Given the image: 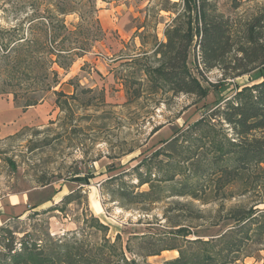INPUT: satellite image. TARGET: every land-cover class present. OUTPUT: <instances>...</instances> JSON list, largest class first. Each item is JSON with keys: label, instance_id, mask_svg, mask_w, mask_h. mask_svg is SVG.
Wrapping results in <instances>:
<instances>
[{"label": "rangeland", "instance_id": "1", "mask_svg": "<svg viewBox=\"0 0 264 264\" xmlns=\"http://www.w3.org/2000/svg\"><path fill=\"white\" fill-rule=\"evenodd\" d=\"M196 2L210 17L223 15L241 25L264 0ZM32 10L51 20H63L67 29L76 30L87 51L73 50L72 64L57 69L59 83L52 90L74 96L68 100L70 116L56 106L53 93L37 94L44 98L34 106L42 113V123L35 115V122L15 135L0 137V234L1 228L8 227L15 248L25 233L30 234V241L44 243L46 238L78 231L90 217L108 226L107 237L121 236L123 246L132 238L129 245L135 253L141 245L133 236L147 235L163 248L181 246L184 240L177 230L190 232L187 240L207 239L227 226L218 216L251 203L249 195L214 196L211 200H216L207 204L174 196L171 186L181 182V177L164 179L160 168H166L167 157L163 154L150 162V179L156 186L153 194L140 197L139 193L151 190L149 184L139 185L135 167L176 132H184L237 90L259 81L262 69L236 78H226L218 67L207 70L195 39L187 64L200 84L210 88L209 94L199 100L173 94L167 86L154 91L144 72L158 66L160 56L155 50L166 42L164 32L176 12H182V0H0V25L8 29L20 21L14 18L23 19ZM58 10L74 11L62 15ZM125 82L135 91V99L128 97ZM0 98L18 107L24 102L19 97L16 104L11 93ZM178 144L188 146L183 140ZM140 171L145 173L144 168ZM70 194L71 202L63 204ZM22 195L28 197L24 214L7 216L4 211L11 204L10 197ZM156 196L160 200L155 201ZM251 255L245 264H264L263 252L255 248ZM177 256L176 250H165L149 257L147 263L161 264Z\"/></svg>", "mask_w": 264, "mask_h": 264}, {"label": "trees", "instance_id": "2", "mask_svg": "<svg viewBox=\"0 0 264 264\" xmlns=\"http://www.w3.org/2000/svg\"><path fill=\"white\" fill-rule=\"evenodd\" d=\"M182 1V12H176L164 32L166 42L155 50L160 56L158 66L144 72L154 91L158 86H167L173 94L193 95L199 100L209 94L210 88L200 84L187 64L195 39L205 69L218 67L226 78L262 69L261 78L237 90L222 105L184 132H176L148 159L140 161L134 169L139 185L149 184L151 191L139 196L153 194L156 186L150 179V162L163 154L167 157L166 168H160L164 179L181 177V182L171 186L174 196L207 204L249 195L251 203L229 208L218 216L227 226L207 239L197 236L187 240L190 232L181 228L176 234L184 244L163 248L147 235L133 236L141 245L137 253L129 245L132 238L123 246L121 236L107 237L108 226L95 217L83 220L78 231L46 238L44 243L30 241V234L25 233L19 248H15L13 233L4 227L0 234V264H149V257L165 250H176L178 256L161 264H245L255 248L264 253V3L256 5L239 25L223 15L210 17L196 0ZM58 11L66 15L74 10ZM31 13L26 12L23 19L14 18L20 21L8 29L0 25V94H13L16 104L20 97L24 101L21 108L26 111L43 102V96L35 95L51 92L56 96V106L70 116L72 105L68 100L74 96L52 89L59 83L57 69L65 70L72 64L73 50L87 51L85 42L77 38L76 30L67 29L63 20H51L37 10ZM125 87L128 97L135 99V91L126 82ZM180 140L188 146L178 144ZM213 197L216 199L211 200ZM71 200L70 194L61 202L69 204Z\"/></svg>", "mask_w": 264, "mask_h": 264}, {"label": "crops", "instance_id": "3", "mask_svg": "<svg viewBox=\"0 0 264 264\" xmlns=\"http://www.w3.org/2000/svg\"><path fill=\"white\" fill-rule=\"evenodd\" d=\"M39 113L42 114L36 107H29L26 111H23L21 107L16 106L12 101L7 100L6 98H0V137L7 138L15 135L24 126L35 122L37 119L35 115H38L37 120L42 123L43 118ZM10 198H12V200L9 199L11 204L8 208H6L8 210H5L7 213L5 211L4 213L7 214V216L9 214L23 215V209L28 201V197L22 195L21 197L15 196ZM14 210L16 212H14ZM0 223L2 224V222Z\"/></svg>", "mask_w": 264, "mask_h": 264}]
</instances>
